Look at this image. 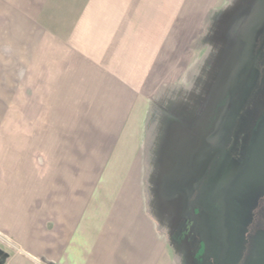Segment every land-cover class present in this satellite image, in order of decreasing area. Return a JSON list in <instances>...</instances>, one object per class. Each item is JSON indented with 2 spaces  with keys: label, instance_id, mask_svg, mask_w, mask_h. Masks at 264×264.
<instances>
[{
  "label": "rangeland",
  "instance_id": "374dc122",
  "mask_svg": "<svg viewBox=\"0 0 264 264\" xmlns=\"http://www.w3.org/2000/svg\"><path fill=\"white\" fill-rule=\"evenodd\" d=\"M261 1L152 0L151 34L138 40L144 50L135 52L123 83L111 77L98 84L15 83V63L30 53L16 51L13 33L21 29L0 19V187L35 189L39 204L54 202L62 214L80 209L127 220L134 213L166 237L174 264H207L210 252L192 262L186 237L178 243L184 216L169 192L176 164L188 154L196 159L190 152L198 135L213 129L218 138L220 127L233 129L250 67L248 123L264 107ZM159 26L167 33L163 46ZM4 236L0 251H13Z\"/></svg>",
  "mask_w": 264,
  "mask_h": 264
},
{
  "label": "crops",
  "instance_id": "0c3cea01",
  "mask_svg": "<svg viewBox=\"0 0 264 264\" xmlns=\"http://www.w3.org/2000/svg\"><path fill=\"white\" fill-rule=\"evenodd\" d=\"M151 2L0 0V19L21 29L13 33L16 51L30 53L15 63L14 82L98 84L108 77L123 83L135 67V52L144 50L145 41L138 40L151 34ZM27 32L30 39H23ZM166 34L159 30L164 39L158 46ZM64 211L56 212L54 202L39 204L35 189L0 187V235L14 247L0 251V264H174L166 237L151 220L134 213L133 219L116 214L109 220L80 209Z\"/></svg>",
  "mask_w": 264,
  "mask_h": 264
},
{
  "label": "flooded vegetation",
  "instance_id": "af4514ba",
  "mask_svg": "<svg viewBox=\"0 0 264 264\" xmlns=\"http://www.w3.org/2000/svg\"><path fill=\"white\" fill-rule=\"evenodd\" d=\"M246 91L240 104L242 112L234 117L230 133L222 127L216 141L217 150L180 221L184 237L180 231H172V237H182L178 243L184 245L186 239V253L192 262L207 251L210 252L207 264H249L264 242V187L247 176L238 191L232 193L242 172L248 168L251 154L256 152L253 147L264 120L263 107L253 122L248 123L253 115L244 103L252 90L249 87ZM257 186L259 189L255 190ZM232 194L239 202L236 199L229 202ZM193 234L197 236L195 243Z\"/></svg>",
  "mask_w": 264,
  "mask_h": 264
},
{
  "label": "water",
  "instance_id": "95a60500",
  "mask_svg": "<svg viewBox=\"0 0 264 264\" xmlns=\"http://www.w3.org/2000/svg\"><path fill=\"white\" fill-rule=\"evenodd\" d=\"M261 2V6L264 7V0ZM240 11L241 10H239L238 12ZM260 15V18L264 19V9L260 12ZM253 73L252 67H250L248 77V83H250L248 88L253 82ZM242 100L243 98H241L240 102ZM170 113L172 114V116H174V113H172L171 111ZM222 129L223 128L220 127V130L218 131L219 134ZM216 136L217 135L213 132V129H210L209 132H207L204 136L198 135L197 140L192 143V145L194 146L191 148L190 152L194 153L197 156L196 159H194L195 156L193 158L187 159L190 155L188 154L187 156H185V158L184 156L182 157V159L184 158V162H182L181 160L179 164H176L178 165L177 173L179 176H177L173 181L175 184L172 188H170L169 193L172 194L170 195L173 201H177L180 199L179 201H177V203L179 204L177 206L180 207V217L184 215L187 206L190 204L193 193L197 190L208 166L210 165V161L212 160L217 150L215 146L217 145L216 141L218 140V138ZM253 148L256 150V152L251 154L248 168H246L242 172V178L236 182L235 188L232 191L233 194L238 191L237 188L242 185L243 182H245L247 176L251 179L252 182H255L258 185H262L264 187V120L260 126V133ZM208 149H212V154L207 152ZM258 187L259 186L255 187V190H258ZM233 194L232 197H230L229 202H232L233 199H236V201L239 202ZM249 264H264V242L260 245L257 251V255L250 261Z\"/></svg>",
  "mask_w": 264,
  "mask_h": 264
}]
</instances>
